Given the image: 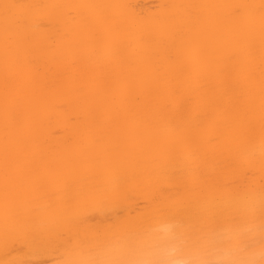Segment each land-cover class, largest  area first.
<instances>
[{
    "label": "bare ground",
    "instance_id": "obj_1",
    "mask_svg": "<svg viewBox=\"0 0 264 264\" xmlns=\"http://www.w3.org/2000/svg\"><path fill=\"white\" fill-rule=\"evenodd\" d=\"M125 15L171 30L168 65L185 44L223 47L241 69L239 106L131 120L117 144L85 135L70 100L42 105L49 167L6 166L0 154V264H264V0H0V99L3 58L21 47L64 49L97 72L134 57L153 34L119 41Z\"/></svg>",
    "mask_w": 264,
    "mask_h": 264
},
{
    "label": "snow or ice",
    "instance_id": "obj_2",
    "mask_svg": "<svg viewBox=\"0 0 264 264\" xmlns=\"http://www.w3.org/2000/svg\"><path fill=\"white\" fill-rule=\"evenodd\" d=\"M6 4L3 16L11 14ZM126 9L128 5H119ZM119 41L153 39L134 57H123L110 71L97 72L73 65L67 50L49 56L42 46L18 48L14 58H3V94L0 99V154L5 165L44 172L50 164L41 148V106L57 96L78 105L84 114V134L103 136L117 144L128 140L125 125L146 116L191 119L203 113L223 118L239 106L234 95L241 73L222 58L223 47L211 51L183 45L177 63L166 64L176 46L170 29L156 23L143 27L129 15ZM177 105L175 113L166 110Z\"/></svg>",
    "mask_w": 264,
    "mask_h": 264
}]
</instances>
